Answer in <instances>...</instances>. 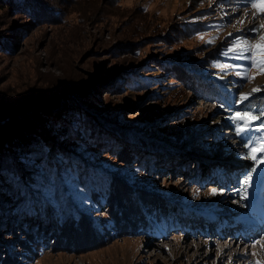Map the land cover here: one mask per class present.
<instances>
[{"label": "rangeland", "instance_id": "374dc122", "mask_svg": "<svg viewBox=\"0 0 264 264\" xmlns=\"http://www.w3.org/2000/svg\"><path fill=\"white\" fill-rule=\"evenodd\" d=\"M10 2H0V105L34 103L41 91L44 99L57 91L55 114L74 93L81 114L93 116L95 125L82 122L63 135L67 141H52L59 147L56 165L71 162L76 169L51 178V165L36 163L40 173L30 188L41 191L29 189L22 201L25 183L14 186L12 209L0 212V264H264V228L257 239L238 233L236 246L223 253L233 236H219L210 226L222 216L226 225L244 228L252 220L249 210L258 213L252 206L264 202V183L254 188L238 177L252 162L248 153L264 160V142L257 139L264 129L245 132V141H256L245 148L230 119L245 106L236 102L241 93L264 101V91L253 93L264 89V71L253 65L245 80L238 69L217 66L248 63L219 53L231 43L230 33L247 36L254 48L261 44L264 28L254 38L245 31L264 25L261 6L243 0H26L16 8ZM214 79L222 80L221 93L206 97L202 87ZM87 88L85 97L77 95ZM117 174L168 200L172 209L162 212L159 228L115 231L107 196L125 189L113 182ZM224 178L228 186L242 184L241 194L218 182ZM244 192L254 195L249 210L241 209Z\"/></svg>", "mask_w": 264, "mask_h": 264}, {"label": "trees", "instance_id": "16d2710c", "mask_svg": "<svg viewBox=\"0 0 264 264\" xmlns=\"http://www.w3.org/2000/svg\"><path fill=\"white\" fill-rule=\"evenodd\" d=\"M1 1L4 2L5 0H0V2ZM25 1L26 0H11V2H13L12 5L16 8L25 7ZM212 81L210 86L202 87V92L206 97L213 98V96H215V98H218L221 93L220 84L223 82L219 80V84L215 79ZM87 91L88 88L77 95L85 97L86 93H88ZM42 92L43 91L40 92L42 95H39L40 100L34 103L21 99L18 104H10L7 106L3 104L0 105V212L8 213L12 209V207L9 206V202L11 201V196L14 197L15 195L13 192L14 186L18 184L19 181L25 183V187L21 185L23 188L19 195L17 192L19 201L25 200L27 196L24 198L23 194L26 192V194L29 195V189H32L34 194L41 191L40 189L30 188L40 173V166H37L36 163H49L51 169H48L47 173L50 174L49 176L51 178L55 172L60 173V176L64 174L65 168L76 169L77 166L74 168L70 167L72 164L71 162H67V164L63 166L56 165L52 158L57 156L56 154L59 151V147L52 141L60 137H64L62 139H65L63 135L68 131H70L71 135L74 134L75 128L79 127L82 122H86L90 129L95 125V118L93 116L81 114L79 108L81 104L79 101H75V97H73L74 93L68 96L69 100L66 102V105H64L63 110L54 114L51 111V106L61 104L58 92L49 93L53 99H50L51 97L48 96L44 99L43 97L46 92ZM54 96H57V98ZM244 102L245 106L243 109L239 110L240 114H243L247 110H252L253 112L264 110V101L255 97H251ZM239 106H241L240 103ZM47 119H49L50 122H46ZM253 122L258 125L260 123L259 120L250 121L251 125H253ZM240 123L244 124L245 122L241 121ZM83 127H81V129ZM87 129L86 126V131ZM252 129H258L259 131L260 128L258 126H252ZM261 134H263V132L258 133V137H260ZM244 139H247V137ZM67 140L68 139H65L64 141ZM69 145L70 148H75L78 146V143L74 145L73 142H70ZM121 155H123V153ZM247 155L250 157L253 155L256 156V159H252V162L248 164L249 167L246 168L244 173L250 172L253 168L257 169V171L252 172L250 179L253 183L251 186L257 188L258 184L264 183V160L261 159L258 154H253L252 152ZM115 176L116 178H112L113 182H117L125 187L123 190L119 189V187L116 188L115 193L118 194L116 197L113 193L107 196L108 201L112 205L111 215L114 217L116 226H118L115 231L121 232L128 229L133 231L134 229H138L140 232L147 233L146 231L152 227L159 228L161 225L159 222L163 219L162 212H168V210L172 209H170V206L168 207V200L159 194L151 192V190H149V185L142 188L147 190H137L134 188V185L123 180L119 174ZM100 177L102 179L103 174H101ZM245 179L246 175L244 177V180ZM39 185L41 188L45 186L42 183ZM91 191L95 190L92 189ZM5 193H7L8 197L3 196ZM80 211L84 215L89 213L82 208ZM87 217H91V215L89 216V214H87ZM92 219L94 218L92 217ZM136 220H138V226L134 223Z\"/></svg>", "mask_w": 264, "mask_h": 264}, {"label": "snow or ice", "instance_id": "6c2138e0", "mask_svg": "<svg viewBox=\"0 0 264 264\" xmlns=\"http://www.w3.org/2000/svg\"><path fill=\"white\" fill-rule=\"evenodd\" d=\"M243 3L245 6H251L253 8L257 7V5H260L261 7L258 9V14L264 15V0H243ZM255 19V17H254ZM261 28H264V25L259 26H253L249 29H246L253 38L255 35H257ZM232 36L231 43L229 46L225 47L223 51H221L219 54L225 58H231L236 60H244L248 61L247 64H240V65H228L227 63H220L217 66L222 69H238L237 75H240L242 79H249L247 76V69L252 67L253 65L259 67L261 71H264V38L261 39V44L255 46L248 43V37L244 36L243 34L239 36H233V34H229ZM212 40H209L208 43H212ZM258 57L257 60H253V57ZM264 91V89H253V93ZM252 93L244 94L241 93L239 101H236L237 103H242L250 98ZM236 125V135L242 137V143L245 148L251 149V147L256 143V141H252L251 139L245 141L243 139V136L246 131H251L252 125L250 121L259 120L260 123L258 127L260 129H264V110H257L256 112H253L252 110H247L243 114L240 113H234L233 116L230 117ZM244 121V124H241L240 122ZM260 142H264V135L257 138ZM261 151H264V148L261 149ZM252 159H256V156L253 155ZM257 171V169L253 168L250 172L246 173V179L244 180V184L246 186L249 185V180L251 179L252 172ZM217 192L216 189H212V194L215 195ZM242 199H247L246 196H242ZM86 199V198H85ZM259 264V262H257Z\"/></svg>", "mask_w": 264, "mask_h": 264}, {"label": "bare ground", "instance_id": "6f19581e", "mask_svg": "<svg viewBox=\"0 0 264 264\" xmlns=\"http://www.w3.org/2000/svg\"><path fill=\"white\" fill-rule=\"evenodd\" d=\"M229 177V176H228ZM231 185H232V183H231ZM231 185H226L225 187H231V188H233V190L234 189H236L235 188V186H231ZM223 186V185H222ZM238 192V191H237ZM231 193H232V191H229V194L231 195ZM239 194H241V191H239L238 192V195ZM227 203V202H226ZM228 204V203H227ZM226 204V205H227ZM214 205V204H213ZM221 206V205H220ZM225 206V205H224ZM236 208H238L237 206H235ZM264 208V205H263V207L262 208H260V210H258L257 212L259 213V218H260V223H262L260 226H258V228L257 229H254L253 228V226H251V224H252V221L250 222V221H248L247 223H244V226H245V228L246 229H244L243 227H242V224H240V223H236V222H231V223H229V225H226L225 224V222L223 223L222 222V219L224 218V217H222V216H219V218L218 219H216L214 222H213V224H211V222H210V220L209 221H206V222H209L211 225L210 226H212V228L211 229H214V231H216L217 232V234H219V236H221V235H226L227 233H230L233 237H230V242L228 243V246L225 248L226 250H224V252L223 253H226V252H228V251H230V250H232L235 246H236V242H235V238H236V236L238 235V233H240V234H242L244 237H249V236H255V235H257L258 234V232L262 229V228H264V211H262V209ZM257 214V213H256ZM204 219V218H203ZM204 220H206V219H204ZM205 221H203L202 222V226H204V223ZM222 222V223H221ZM204 223V224H203ZM259 223V224H260ZM218 225V226H217ZM253 225V224H252ZM219 226H220V230H219ZM240 228H241V230H240ZM203 229V228H202ZM250 229H253V231L252 230H250ZM214 231H211L212 233H211V235H213V234H215L216 232H214ZM219 231V232H218ZM248 231H250V233L248 232ZM252 231V232H251ZM223 236V237H224ZM241 237V236H240ZM258 238V236H255L254 237V239H257ZM242 239H243V241H248V240H245L243 237H242ZM226 240V239H225ZM220 241H223L222 240V237H221V240ZM261 242L262 243H264V240H261ZM234 243V244H233Z\"/></svg>", "mask_w": 264, "mask_h": 264}]
</instances>
